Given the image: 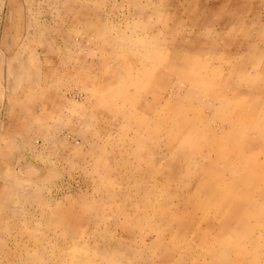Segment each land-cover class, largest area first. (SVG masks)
<instances>
[{"label":"rangeland","instance_id":"rangeland-1","mask_svg":"<svg viewBox=\"0 0 264 264\" xmlns=\"http://www.w3.org/2000/svg\"><path fill=\"white\" fill-rule=\"evenodd\" d=\"M245 140L264 0H0V264H264Z\"/></svg>","mask_w":264,"mask_h":264},{"label":"bare ground","instance_id":"bare-ground-1","mask_svg":"<svg viewBox=\"0 0 264 264\" xmlns=\"http://www.w3.org/2000/svg\"><path fill=\"white\" fill-rule=\"evenodd\" d=\"M253 127L251 126V124H250V127H247L246 129H252ZM258 132H261V131H258ZM257 133V132H256ZM217 138V137H216ZM216 138L215 139H213L212 141V145L214 146V147H217L219 144H217L216 143ZM254 141H250V140H245V141H243V142H241L240 144H241V149L239 148V149H237V150H245V149H247V148H249V147H253V148H255V149H257V151H256V153H253V155H252V159L251 158H248L247 160L249 161H251V163H250V166L248 167V168H245V169H241V173L243 174V175H247L249 172H251L252 171V169H254V170H259V169H261V168H263V166H264V163L263 162H260L257 158H256V156L258 155V154H264V141H258V142H261V144L259 145V146H257L255 143H253ZM230 150V149H229ZM233 152L234 151H230L229 152V155H232L233 154ZM239 153V152H238ZM251 157V156H250ZM247 161V162H248ZM232 173H235L236 172V169L234 170V169H232V170H230ZM236 174V173H235ZM232 175V174H231ZM234 176V175H233ZM244 179V178H243ZM254 180V179H253ZM264 180V179H263ZM262 180V181H263ZM243 181V180H242ZM252 181V180H251ZM264 182V181H263ZM255 183V182H254ZM264 184V183H263ZM245 187H247V185H245ZM263 188H264V186H263ZM262 187H261V189H263ZM18 189V188H17ZM221 189V192L222 191H225L224 189H222V188H220ZM263 191H264V189L263 190H260L259 191V194L260 195H263ZM245 192V191H244ZM245 197H249L248 195H245ZM230 217H231V215H230ZM231 220H232V218H231ZM6 221H5V217L3 216V215H1L0 214V225H2L3 223H5ZM212 224V223H211ZM208 227V226H207ZM219 227V226H218ZM230 227H232V225L230 224V225H225V228L224 229H228V230H230V232H229V234H232V235H234V234H236V228H230ZM209 228H211V227H209ZM209 231V230H208ZM225 231V230H224ZM229 252V250H228V248L227 247H222L221 249H220V253L221 254H223L224 256H226L227 255V253Z\"/></svg>","mask_w":264,"mask_h":264}]
</instances>
